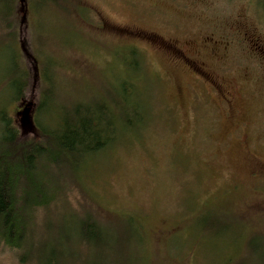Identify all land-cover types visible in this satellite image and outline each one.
Returning a JSON list of instances; mask_svg holds the SVG:
<instances>
[{
	"label": "rangeland",
	"instance_id": "obj_1",
	"mask_svg": "<svg viewBox=\"0 0 264 264\" xmlns=\"http://www.w3.org/2000/svg\"><path fill=\"white\" fill-rule=\"evenodd\" d=\"M27 17L28 51L0 26V142L7 123L39 140L77 105L99 117L123 84L134 125L35 210L34 258L0 241V264L64 253L88 214L109 224L114 264H264V247L248 245L264 242V0H61ZM60 173L42 176L51 195ZM82 246L65 260L102 262Z\"/></svg>",
	"mask_w": 264,
	"mask_h": 264
},
{
	"label": "trees",
	"instance_id": "obj_2",
	"mask_svg": "<svg viewBox=\"0 0 264 264\" xmlns=\"http://www.w3.org/2000/svg\"><path fill=\"white\" fill-rule=\"evenodd\" d=\"M0 3L8 6L7 11L0 14V26L5 27L8 34H11L10 31L13 34L16 32L22 51H28V39L25 43L22 34L28 30L27 16L31 4L35 3L36 8L40 6L45 8L47 5L61 3V0H0ZM31 61L37 68V61L33 56ZM134 66L135 68L140 66L136 58ZM18 89L19 97H22L24 95L22 85ZM127 92L128 88L123 84L115 102L111 101L108 104L104 101L99 105L97 109L100 116L96 118L89 104L73 107V115H67V119H63L59 127L45 130L38 135L39 140L29 142L17 140L12 124H6V134L0 142V241L2 243L31 256V250L35 245L32 228L35 210L48 207L62 195L64 188L62 180L68 172L76 174L77 180V173L83 161L105 151L116 139L120 128L127 129L134 125V118L129 114L135 109L127 104ZM22 99L24 100V97ZM24 101L25 104L29 102L27 99ZM136 116L140 115L136 114ZM53 166L59 168L61 173L56 175V187L54 194L51 195V190L42 176L48 175ZM75 218L73 228L77 224L79 228L68 248L76 253L82 249L75 250V245H83L84 248L98 246L102 261L98 264H114L109 261L111 257L108 251L111 249V245L108 246L109 224L107 222L102 224L91 214ZM227 229L226 227L225 230ZM121 240L120 238L119 241ZM128 241L132 242V237L129 236ZM248 245L250 252L255 253L264 247V242L253 235ZM68 248L64 247L62 253L58 246H52L48 253L35 258L36 264H70L65 260L69 255ZM122 248L126 250L125 243L121 245L117 255H122ZM137 264H146V262L141 259Z\"/></svg>",
	"mask_w": 264,
	"mask_h": 264
},
{
	"label": "flooded vegetation",
	"instance_id": "obj_3",
	"mask_svg": "<svg viewBox=\"0 0 264 264\" xmlns=\"http://www.w3.org/2000/svg\"><path fill=\"white\" fill-rule=\"evenodd\" d=\"M128 33L131 34V35H134V36H140V37L143 36V35H142L143 32H141V31H131V30H129ZM250 37H251V36H250ZM251 41H252V38H251ZM157 44H158L159 46L163 47L161 43L159 44V43L157 42ZM169 44H170L171 47H175V48H177L172 42H170ZM252 45L255 46L254 44H252ZM256 48H258L259 50L262 49L261 47H258V46H256ZM183 56H184V55H183ZM184 58H185L187 61H190L187 57L184 56ZM226 94H228V96H230V93L227 92V91H226ZM228 100H229V99H228Z\"/></svg>",
	"mask_w": 264,
	"mask_h": 264
},
{
	"label": "water",
	"instance_id": "obj_4",
	"mask_svg": "<svg viewBox=\"0 0 264 264\" xmlns=\"http://www.w3.org/2000/svg\"><path fill=\"white\" fill-rule=\"evenodd\" d=\"M31 105H32V102H28L26 105H25V114H27L28 112H29V110H30V107H31ZM26 118H27V116H26Z\"/></svg>",
	"mask_w": 264,
	"mask_h": 264
}]
</instances>
